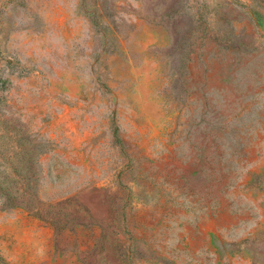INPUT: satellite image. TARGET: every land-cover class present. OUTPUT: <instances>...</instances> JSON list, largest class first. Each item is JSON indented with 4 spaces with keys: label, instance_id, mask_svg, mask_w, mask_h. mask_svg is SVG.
I'll list each match as a JSON object with an SVG mask.
<instances>
[{
    "label": "rangeland",
    "instance_id": "374dc122",
    "mask_svg": "<svg viewBox=\"0 0 264 264\" xmlns=\"http://www.w3.org/2000/svg\"><path fill=\"white\" fill-rule=\"evenodd\" d=\"M0 264H264V0H0Z\"/></svg>",
    "mask_w": 264,
    "mask_h": 264
}]
</instances>
